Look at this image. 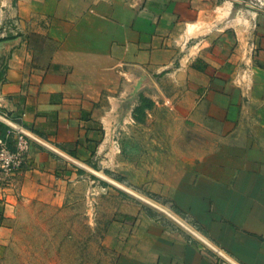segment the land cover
<instances>
[{
    "label": "crops",
    "instance_id": "0c3cea01",
    "mask_svg": "<svg viewBox=\"0 0 264 264\" xmlns=\"http://www.w3.org/2000/svg\"><path fill=\"white\" fill-rule=\"evenodd\" d=\"M241 1L6 0L0 120L22 129L29 149L0 201L1 264L33 219L50 248L73 200L99 213L88 208L101 193L86 158L120 118L135 121L137 90L153 101L140 126L170 135L151 163L159 175L170 166V178L156 186L170 188L202 238L123 204L109 209L117 236L99 262L264 264V0L245 13Z\"/></svg>",
    "mask_w": 264,
    "mask_h": 264
},
{
    "label": "rangeland",
    "instance_id": "374dc122",
    "mask_svg": "<svg viewBox=\"0 0 264 264\" xmlns=\"http://www.w3.org/2000/svg\"><path fill=\"white\" fill-rule=\"evenodd\" d=\"M241 2L242 13L247 12V8H252L249 6L252 3L250 0ZM6 7V0H0V28L6 19ZM233 14L235 10L229 16ZM139 92L132 91V96L138 99ZM125 123L130 124L131 129L124 132L122 125ZM118 125L114 134L106 135L107 140H104L102 150L86 158L92 166L89 167L92 172H84L92 179L87 182L96 190L99 188L101 193V199L90 201L88 208L93 206L96 211L99 204V213L86 212L84 199L73 200L71 210L63 209V218L58 213V220L53 222V226L57 225V228H53L51 232L50 248L47 245L49 231L39 226L38 218L33 219L35 226L21 231L16 245L2 264H101L99 261L107 260L108 249L112 247L110 238L117 236L116 232L107 230V226L115 218L114 215L120 212L118 208L123 204L138 207L145 215L155 218L174 231L193 239L202 238L195 228V222L175 207L170 188L166 190L156 186L162 176L170 178V166L163 167L159 175L156 166L151 164L155 158L156 146L165 147L163 142L167 143L170 135L155 134L153 128L140 126L138 121L129 122L120 118ZM161 151L170 153L166 148ZM159 184L164 185L161 182ZM14 187L15 185L5 188L6 192L0 195L1 202H7V196L13 193ZM114 208V215L109 214V209ZM60 223H63V229L59 227ZM101 241L103 245H99Z\"/></svg>",
    "mask_w": 264,
    "mask_h": 264
},
{
    "label": "built area",
    "instance_id": "2783aa9c",
    "mask_svg": "<svg viewBox=\"0 0 264 264\" xmlns=\"http://www.w3.org/2000/svg\"><path fill=\"white\" fill-rule=\"evenodd\" d=\"M8 126L5 136L0 135V195L6 192L5 188L14 185V176L25 162L29 149V139L26 133L20 128ZM11 133L15 136L10 143L7 136Z\"/></svg>",
    "mask_w": 264,
    "mask_h": 264
},
{
    "label": "trees",
    "instance_id": "16d2710c",
    "mask_svg": "<svg viewBox=\"0 0 264 264\" xmlns=\"http://www.w3.org/2000/svg\"><path fill=\"white\" fill-rule=\"evenodd\" d=\"M9 34L5 35L7 37ZM2 65V66H1ZM6 64L1 60L0 62V83L4 80V72H5ZM153 101L151 98L146 96L143 92H139L138 94V101L132 108V117L135 121H143L145 114H146V109H148L152 105ZM81 116L83 118L88 119L89 117V112L88 111H81ZM9 126L2 122L0 120V135L5 136L6 134V129ZM9 136H7L8 141L10 142ZM97 143V140H94ZM95 148L91 149V152H94Z\"/></svg>",
    "mask_w": 264,
    "mask_h": 264
}]
</instances>
